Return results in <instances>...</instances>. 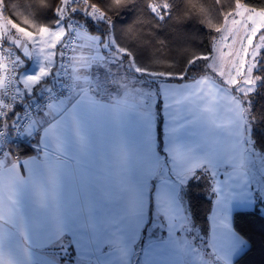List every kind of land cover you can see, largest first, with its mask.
Segmentation results:
<instances>
[{"label": "snow or ice", "instance_id": "obj_1", "mask_svg": "<svg viewBox=\"0 0 264 264\" xmlns=\"http://www.w3.org/2000/svg\"><path fill=\"white\" fill-rule=\"evenodd\" d=\"M11 2L0 0L6 8ZM129 13L131 22L119 19ZM246 14L260 23L242 49L240 81L217 77L216 37L208 53L191 43L189 22L213 29L196 0H39V11L22 21L34 31L9 12L15 33L40 46L38 71L28 74L29 47L12 36L5 41L13 45L6 55L15 53L18 86L0 99V264H59L73 247L76 264H237L251 250L233 217L238 207L264 202V132L257 136L264 107L254 106L264 88V57L261 44L249 51L264 27V0H235L225 19ZM81 29L91 54L69 67ZM165 30L175 44L159 39ZM173 80L185 91L204 83L230 91L228 128L210 127L191 106L170 105ZM121 104L120 126L98 133L92 113ZM28 152L37 155L22 159ZM202 184L214 197L206 229L191 198ZM176 250L182 260L171 258Z\"/></svg>", "mask_w": 264, "mask_h": 264}, {"label": "trees", "instance_id": "obj_2", "mask_svg": "<svg viewBox=\"0 0 264 264\" xmlns=\"http://www.w3.org/2000/svg\"><path fill=\"white\" fill-rule=\"evenodd\" d=\"M55 0H49V3H54ZM163 2V0H160ZM252 5L261 4L262 0H247ZM198 8H201L205 13H210L208 15L209 22L213 25L212 30L204 29L201 25H198L195 20L189 22L190 28L188 29L189 38L193 46L197 49L198 52L208 53L210 51V38L218 36L219 33L214 31L215 27H223L226 19L225 14L232 11L234 8L235 0H196ZM3 5V15L5 18L9 19V12L13 14V18L16 23H21V26L28 27L29 30H35L34 27L23 25L22 21L27 18H32L34 14L39 11V0H12L10 7H5ZM51 12L44 13V18H51ZM147 16V12L144 13ZM133 17L132 13H129L126 16H122L119 19H125L127 22H131ZM228 16L227 18H230ZM147 31V29H146ZM264 33V27H262L256 34V39ZM159 39H165L171 41L173 44L176 43L175 37L168 30H165L163 33L157 34ZM144 57L147 58L148 52L144 51ZM260 56L264 57V48L260 51ZM202 61L198 62V65H202ZM264 63V60H262ZM186 80V81H190ZM178 82V81H171ZM234 87V86H233ZM254 106L257 111L264 107V88L258 90L257 94L254 96ZM158 126L162 127L159 124L158 117ZM257 136L261 132H264V128L257 126ZM34 152H28L27 155H30ZM23 157V156H22ZM203 184L201 189H194L191 198L194 205V210L197 218V224L203 226L205 229L209 226L208 217L211 209V205L214 197H206L203 194ZM262 202H257L256 206L251 209H237L233 220L236 229L241 232L242 235H245L249 238L251 250L246 254L237 259V264H264V213L261 210ZM71 255L67 258L60 259V262L67 264H72L73 251L69 250Z\"/></svg>", "mask_w": 264, "mask_h": 264}, {"label": "crops", "instance_id": "obj_3", "mask_svg": "<svg viewBox=\"0 0 264 264\" xmlns=\"http://www.w3.org/2000/svg\"><path fill=\"white\" fill-rule=\"evenodd\" d=\"M2 10H3V5L0 4V24H3L5 27H7V29L5 30L0 29V45H7L13 47L11 42H5L8 36H12L13 40L19 39L21 41V44H26L29 47V51L32 53L31 58L26 60L27 72L28 74H34L36 71H38V61L36 60V55H37L36 49L39 48L40 45L37 43L36 48H33L31 46V42L26 41L19 34H16L15 30L12 29L11 21L4 17ZM88 35H91V33H88ZM87 42L88 41L85 37V33H82L81 42L77 46L78 50H76L74 54V57H76L77 59L72 61V66H78L77 60H79L80 58L87 57L91 54V52H87L88 49ZM80 45H84V47H79ZM59 47L60 45H57V53ZM19 71L23 72L24 68L19 69ZM184 83L192 84L193 81L192 80L184 81ZM179 84L180 82H171V85L176 90L169 94L168 103L170 105H173L174 107L191 106L192 110L197 113V116L203 117L210 127L214 129H218L220 131H225L228 128L230 120L232 118V113L230 112L229 101L225 97L226 95L230 94V91L229 93L218 92L216 88L212 87V85L209 83H204L196 86L193 89L185 91L179 88ZM20 86L22 88V85ZM0 99H1V91H0ZM161 100H163V96H161ZM127 103L130 104L132 103V101L129 100ZM162 107L163 104H161V108ZM125 111H126L125 104L119 105L118 108H112L110 106L109 109H103V108L97 109L91 115L92 124L98 133H102L105 129L110 127H119L121 124L120 116ZM221 148L226 152L228 151L229 145L227 142V137L221 138ZM36 155L37 153L34 152L30 155H26L21 158L26 159V158L34 157ZM21 171L23 172V169H21ZM262 204L263 205L261 207V210L264 213V202H262ZM213 206L214 204L212 202L211 209L209 212V217L211 216ZM237 209H242V208L238 207ZM209 217H208V223L210 226L211 221L209 220ZM72 251L76 253L74 247L72 248ZM105 251H107V249H105ZM170 256L175 260L183 259V257L180 255L179 250L170 253ZM59 264H66V263L59 261Z\"/></svg>", "mask_w": 264, "mask_h": 264}, {"label": "rangeland", "instance_id": "obj_4", "mask_svg": "<svg viewBox=\"0 0 264 264\" xmlns=\"http://www.w3.org/2000/svg\"><path fill=\"white\" fill-rule=\"evenodd\" d=\"M234 18L242 22L234 25L232 24V20ZM259 23H260L259 17H256L255 23H253V21L247 19V14L243 18L238 16L237 17L231 16L230 18L226 19L222 27V32L219 33L217 36V40L219 42L218 43L219 50L214 53V55L216 56V65H217L216 72L218 75L217 77L219 79H228L230 77L235 76L238 80L242 81L243 76H237L236 67L239 65L240 57L242 56V49L244 46L247 45V35L250 34L251 28L254 27L255 24H259ZM82 33H85V30H81V34ZM261 35H264V33ZM260 36L257 39L255 38L256 36L253 38V45L249 48L250 52L255 48L257 44L262 45L261 49L264 48V42L260 40ZM221 37H227V39H221ZM80 42H81V37L79 39L77 46L80 44ZM3 46H7V45H3ZM87 52L90 51L87 49ZM247 60L250 61L251 57L249 56ZM70 67H72V63ZM246 69H247V64L245 65V72ZM220 71H223L225 73L224 77H219ZM72 253L74 259L73 264H76V259H75L76 253L75 252Z\"/></svg>", "mask_w": 264, "mask_h": 264}, {"label": "built area", "instance_id": "obj_5", "mask_svg": "<svg viewBox=\"0 0 264 264\" xmlns=\"http://www.w3.org/2000/svg\"><path fill=\"white\" fill-rule=\"evenodd\" d=\"M66 39H67V36H65L63 38V40H66ZM79 39H80V37H77L75 40L76 46L79 42ZM9 48H10V46H3L2 45V49H0V64L4 65V67H0V79H2L4 81V87L0 88L1 99H3L5 96L11 97L12 95H15V90H16V87L18 86V83L14 80V76L16 75V73H14L12 71V67H13L12 62L14 60L15 53L13 54L12 58H9L6 55ZM58 52H59V49H58ZM73 55H74V52L67 53V56H69V57H73ZM56 61H57V63H59V56L58 55H57ZM65 62L68 64L69 67L71 66L72 61L69 62L68 60H66ZM20 88H21V86H20ZM21 91H23L22 88H21Z\"/></svg>", "mask_w": 264, "mask_h": 264}]
</instances>
